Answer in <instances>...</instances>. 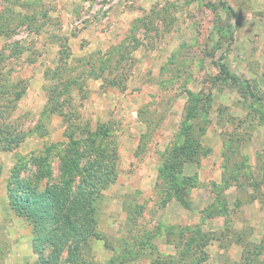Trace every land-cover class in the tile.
<instances>
[{
    "label": "rangeland",
    "instance_id": "1",
    "mask_svg": "<svg viewBox=\"0 0 264 264\" xmlns=\"http://www.w3.org/2000/svg\"><path fill=\"white\" fill-rule=\"evenodd\" d=\"M220 57L264 98V0H0V92L24 88L18 101L0 95V123L23 135L0 145V264L37 259L32 225L9 208L14 168L26 164L20 177L42 189L31 157L48 148L57 179L69 136L100 128L117 178L83 260H178L201 236L199 264H264V102L219 77ZM187 132L204 153L184 167V205L159 169Z\"/></svg>",
    "mask_w": 264,
    "mask_h": 264
},
{
    "label": "trees",
    "instance_id": "2",
    "mask_svg": "<svg viewBox=\"0 0 264 264\" xmlns=\"http://www.w3.org/2000/svg\"><path fill=\"white\" fill-rule=\"evenodd\" d=\"M220 5L226 13L235 17L234 11L224 2ZM230 37L233 38L232 31ZM222 61L223 57L215 61V67L223 81L240 87L244 94L264 102V98L257 97L251 90L248 81L232 74ZM6 93L14 95L12 100L18 101L24 88L18 84L12 85L0 92V95ZM3 116L2 110L0 120ZM2 124L0 123V145L3 148L12 149L23 141V135L6 129ZM101 130L102 128L94 134L77 139H73V135L69 136L65 153H59L60 177L57 179L53 178L48 148L42 155L31 157L30 163L35 169L32 173L34 179L47 180L42 189L20 177L26 164H18L14 168L13 180L7 190L8 204L13 212L25 217L33 227L32 252L37 257L35 264H95L81 258V246L92 238L100 239L96 205L102 197V191L117 178L116 144H107L105 137L107 138L108 131ZM186 140L185 145L171 151L163 167L159 169V177L169 181L167 190L172 191L171 197L184 205L189 181V177L183 174L184 167L196 161L203 152L200 141L189 132L186 133ZM189 237L190 240L179 251L180 259L159 256L152 264H187L188 259L191 263L199 264L203 261L199 256L201 252L197 257L190 253L193 249L202 250L208 241L201 236L197 238L199 242L195 239L196 236Z\"/></svg>",
    "mask_w": 264,
    "mask_h": 264
}]
</instances>
